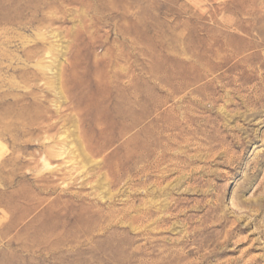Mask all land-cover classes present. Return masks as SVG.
Listing matches in <instances>:
<instances>
[{
  "label": "rangeland",
  "instance_id": "1",
  "mask_svg": "<svg viewBox=\"0 0 264 264\" xmlns=\"http://www.w3.org/2000/svg\"><path fill=\"white\" fill-rule=\"evenodd\" d=\"M0 264H264V0H0Z\"/></svg>",
  "mask_w": 264,
  "mask_h": 264
},
{
  "label": "bare ground",
  "instance_id": "2",
  "mask_svg": "<svg viewBox=\"0 0 264 264\" xmlns=\"http://www.w3.org/2000/svg\"><path fill=\"white\" fill-rule=\"evenodd\" d=\"M43 39H46L45 37H43ZM53 47V48H52ZM52 47H49V48H47L46 49V51H47V54H51L52 53V50H54V48L56 49V47H54V46H52ZM42 63V62H41ZM51 69V67L50 66H46V65H44L43 63L41 64V70H43L44 72H46V71H48V70H50ZM65 145V144H64ZM64 145H62L61 146V148H58L57 150H56V148H55V146H50V145H48V148H49V150L54 154V156L56 155V156H62V155H64L65 153H66V151H65V148H64ZM59 147H60V145H59ZM67 148V147H66ZM71 161V160H70ZM45 162H46V164H48L49 162H47L46 160H45ZM68 163V162H67Z\"/></svg>",
  "mask_w": 264,
  "mask_h": 264
}]
</instances>
